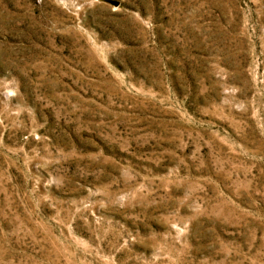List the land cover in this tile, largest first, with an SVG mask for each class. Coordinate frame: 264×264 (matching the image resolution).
<instances>
[{
	"label": "rangeland",
	"instance_id": "obj_1",
	"mask_svg": "<svg viewBox=\"0 0 264 264\" xmlns=\"http://www.w3.org/2000/svg\"><path fill=\"white\" fill-rule=\"evenodd\" d=\"M0 264H264V0H0Z\"/></svg>",
	"mask_w": 264,
	"mask_h": 264
}]
</instances>
